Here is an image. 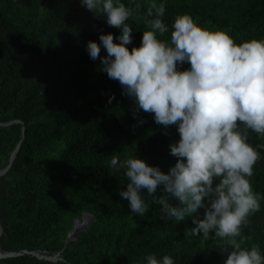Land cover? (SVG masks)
Instances as JSON below:
<instances>
[{
    "label": "trees",
    "instance_id": "1",
    "mask_svg": "<svg viewBox=\"0 0 264 264\" xmlns=\"http://www.w3.org/2000/svg\"><path fill=\"white\" fill-rule=\"evenodd\" d=\"M153 3L165 4L162 20L168 32L157 34L161 41H170L175 18L185 14L206 29L226 32L237 44L264 40V0H246L232 16L224 12L222 0H137L131 6L139 4L140 8L128 21L133 29L129 51L138 48L143 32L150 30L143 17ZM26 13L38 16V22L27 23L23 18ZM109 33L121 35L119 29L93 18L92 12L81 6V0H0V115L4 121H19L24 134L11 165L15 181L6 187L1 182L4 176H0V201L9 205L10 216L16 221L19 248L26 252L13 253L1 259L0 264H146L149 254L161 261L169 255L174 264H199L193 242L174 243L179 226L172 219H162L161 206L151 203L146 189L141 194L149 211L138 215L134 226H128L132 213L128 202L119 196L126 190L128 180L125 169L109 167L111 156L118 155L121 162L139 158L165 174L176 158L170 155L164 128L151 125L153 114L135 112L133 100L122 94L119 82L101 70L100 59L90 58L88 42L100 44V35ZM114 42L119 43L116 39ZM106 55L101 45L100 57ZM64 72L67 82L63 91L45 104L32 97L17 96L13 89L46 86ZM100 84L115 88L111 102L110 97L80 101L88 89ZM9 127L21 132L17 123ZM3 143L0 139V154ZM253 172V191L264 197V150H260ZM161 194L158 189L156 195ZM60 203L76 204L84 212L97 211V218L107 211L113 213L112 220L123 227L121 235L106 231L97 222L81 243L64 246V234L57 222ZM260 205V211L250 215L247 226L242 228V245L249 250L255 245L256 220L264 218V199ZM199 215L203 217V209ZM0 229L3 252L7 224L2 214ZM213 236L210 233L209 239L202 238L208 250L225 251L224 241ZM197 237L191 236V240ZM81 244L89 245L90 252L95 253L93 258L73 250ZM61 250L63 261L55 263L34 254L51 256Z\"/></svg>",
    "mask_w": 264,
    "mask_h": 264
},
{
    "label": "clouds",
    "instance_id": "2",
    "mask_svg": "<svg viewBox=\"0 0 264 264\" xmlns=\"http://www.w3.org/2000/svg\"><path fill=\"white\" fill-rule=\"evenodd\" d=\"M81 6L121 31L118 37L100 35V44L89 41L90 58L100 59L101 70L119 82L135 112L153 114L157 125L165 130L176 126L179 134V140L169 145L176 163L167 174L139 158L121 162L118 155L111 156L110 168L125 169L128 183L119 196L128 202L130 212L143 216L149 211L141 194L146 189L151 203L161 206L162 219L190 218L195 225L188 231L192 236L207 240L214 233L213 238L223 240L228 253L224 264H264L258 245L242 247V228L260 211L264 199L250 182L260 159L257 149L264 150V144L248 143L249 131L264 135V40L237 44L226 32L202 29L185 14L175 18L170 41L164 42L157 34L168 32L162 20L165 4L153 3L143 17L150 30L143 32L140 47L129 51L133 29L128 21L139 4L81 0ZM101 45L107 53L102 58ZM184 63L190 68L178 70ZM172 199L178 205L173 206ZM145 260L174 264L169 255L161 261L149 254Z\"/></svg>",
    "mask_w": 264,
    "mask_h": 264
},
{
    "label": "rangeland",
    "instance_id": "3",
    "mask_svg": "<svg viewBox=\"0 0 264 264\" xmlns=\"http://www.w3.org/2000/svg\"><path fill=\"white\" fill-rule=\"evenodd\" d=\"M137 0H120L121 3H124L126 6L132 7L131 3L135 2ZM140 1V0H138ZM246 3V0H222V8L224 12L228 16L235 15L240 9L244 7ZM93 14V13H92ZM23 16V18L26 19V22L29 24L37 23L38 22V16L37 17H30L29 13H26ZM93 18H98L102 22H106V17H96L93 15ZM24 19V20H25ZM36 25V24H35ZM202 29H206L204 25L197 24ZM35 27V26H34ZM34 29V28H33ZM209 30V29H206ZM209 31H220L219 28L210 29ZM246 42V41H245ZM140 47V46H139ZM190 67H178V70L184 71L188 70ZM65 69V68H64ZM67 82V73L64 72L61 77H58L54 80L52 84L43 86V85H30L26 87H18L14 86L13 89H15L17 96H28L32 97L36 100L47 102L51 100L53 97L59 96L61 92L64 89V85ZM3 88L0 87V90ZM115 92V88L112 86L107 85H97L91 89H88L80 98V101L82 102H90L91 100L95 98H101L105 99L108 97H111ZM15 97V96H14ZM45 104V103H44ZM1 113V111H0ZM41 120L47 119L46 117H41ZM49 119V118H48ZM154 120V119H153ZM13 123H17L21 126V132H19L16 129L10 128L9 126ZM156 124L154 121L151 123ZM163 127V126H162ZM165 130V129H164ZM167 137L170 141V144L176 143L179 140V134L177 131L176 126H170L167 130ZM23 132V126L20 124L19 121H4L2 120V117L0 115V139H3V148L4 151L2 154H0V172H3L6 167L9 164L10 157L14 150L18 147L19 143L24 140V134ZM248 143H250L253 147H256L257 145L264 144V135H258L254 132L249 131V139ZM260 151V149H257ZM53 156L51 155L50 158ZM12 165V163H11ZM3 179L2 183L6 185V187H9L14 181H15V173L11 171L10 168L2 174ZM170 203L173 204V206L178 205V201L172 199L170 200ZM59 216L57 218V222H59L61 234H64L63 237L65 239V245H70L71 243H81V240L83 239L84 235L92 230L97 224L98 226L105 228L106 231L114 232L119 235H121V232L123 230V227L120 226L117 222L112 220L111 217H113V213L110 214V212H106L99 218H97V211L90 210L88 212H84L80 208L77 207L76 204L70 205L68 203L59 204ZM202 210V209H201ZM201 210H199V214L201 213ZM0 214L3 215V219L5 223L7 224L6 233L4 235V243L5 244V251H1L2 253H26L25 251L21 250L20 247V241L18 237L16 236V230L15 225L16 221L12 219L9 212V205L6 202L0 201ZM82 214H89L92 216V221L88 223V225L80 230L74 233V235L69 236V233L72 231L76 220L80 219ZM138 218V215L132 214L128 220V226L132 227L135 224L136 219ZM176 225L179 226L176 234V238L174 240V243L179 244L180 240L182 241H191L193 242V251L194 254L199 261V264H224V261L227 259L228 253L225 251H221L220 253H216L215 251H209L208 245L204 243V240L202 239V236H198L196 239L191 240V234L188 232L191 228L195 227V225L192 224L190 218H186L183 222L175 221ZM126 229V227H124ZM1 234V229H0ZM255 245H258L262 250H264V218H259L256 220V232H255ZM244 248V245H242ZM74 251L79 250L82 255H87L89 258H93L92 254L94 252H90L89 245L88 244H81L77 248H73ZM232 249H228V251H231ZM36 256H41L42 258L37 257L38 259H45L48 261H51L52 263H55L56 261H63L62 259V250L54 255L47 256L45 253H34ZM95 254V253H94ZM53 257H56L55 259H51Z\"/></svg>",
    "mask_w": 264,
    "mask_h": 264
},
{
    "label": "water",
    "instance_id": "4",
    "mask_svg": "<svg viewBox=\"0 0 264 264\" xmlns=\"http://www.w3.org/2000/svg\"><path fill=\"white\" fill-rule=\"evenodd\" d=\"M18 148V147H17ZM17 148L14 150V151H16L17 150ZM11 157H10V160H9V164H8V166L6 167V169L3 171V172H0V175H2L3 173H5L9 168H10V166H11V163H12V161H11ZM85 217H87V221H86V224L88 225V223H90L91 221H92V216L91 215H89V214H83ZM76 232V226H74L73 227V229H72V231L69 233V236H72V235H74V233ZM15 254H13V253H9V254H1V256L0 257H2V258H5V257H9V256H14ZM37 257H39V258H42L41 256H37ZM56 257H53V258H51V259H55ZM46 259V258H45Z\"/></svg>",
    "mask_w": 264,
    "mask_h": 264
},
{
    "label": "bare ground",
    "instance_id": "5",
    "mask_svg": "<svg viewBox=\"0 0 264 264\" xmlns=\"http://www.w3.org/2000/svg\"><path fill=\"white\" fill-rule=\"evenodd\" d=\"M17 151V150H16ZM16 151H14L13 153H12V155H11V161H13V159H14V156H15V153H16ZM1 176V175H0ZM88 219H87V217H85L84 215L82 216V219L81 220H76V223H75V225L74 226H76V232L77 231H80V230H82V229H84L86 226H87V224H86V221H87ZM1 254H4V253H2L1 251H0V256H1ZM1 259H3L2 257H0V260Z\"/></svg>",
    "mask_w": 264,
    "mask_h": 264
}]
</instances>
